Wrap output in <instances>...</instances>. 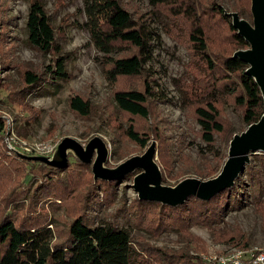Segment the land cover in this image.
<instances>
[{
    "label": "trees",
    "instance_id": "obj_1",
    "mask_svg": "<svg viewBox=\"0 0 264 264\" xmlns=\"http://www.w3.org/2000/svg\"><path fill=\"white\" fill-rule=\"evenodd\" d=\"M233 1L229 10L220 0H148L151 9L135 17L121 0H84L87 17L84 27L105 55L106 76L115 86L114 101L129 123L124 130L128 140L145 148L154 136L151 128L140 129L138 122L148 121L152 103L160 98L159 91L155 90L156 77L147 67L160 38L153 26L160 13L171 20V34L184 36L190 45L188 66L194 79L182 83L181 88L186 103L193 107L201 127L199 137L206 146L215 151L217 135L224 132L220 107L223 102L232 100L240 107L248 126L260 119L264 111L262 92L255 79L246 73L247 64L233 57L234 46L247 48L249 44L226 14L234 11L244 17L247 13L252 18L251 0ZM10 22L11 19H0V25L4 26V30L0 29L3 51L7 48L4 36ZM26 27L31 45L53 56L43 73L19 67L24 80L21 89L0 83L8 91V102L20 105H24L23 93H31L44 83L60 86L71 76L67 56L61 53L52 19L41 0H30ZM125 48L130 53L113 55ZM3 67H11V63L5 61ZM131 80L134 85H127ZM69 103L79 115H90L91 102L82 94L73 95ZM6 133L7 126L0 117V264H203L198 255L135 241L129 230L118 224H91L88 209L97 201L96 190L101 187L103 200L110 202L117 183L94 182L88 166L77 160L70 161L63 169L52 170L42 162L9 154ZM258 154L260 166H250L248 170L251 180L262 184L264 153ZM194 168L197 176L206 180L216 177L222 169L217 171L209 165L202 172ZM34 180L39 181L37 200L28 197ZM237 181L209 200L191 196L183 204L172 206L138 198L133 207L140 218H150L157 232L178 229L192 245L195 238L190 228L221 222L231 202L230 196L237 193ZM25 198H29L28 203L19 208L18 204ZM41 201L64 206L69 219L55 224L49 210L38 205ZM257 208L264 227V199L258 202ZM215 235L243 248L250 247L249 237L240 227Z\"/></svg>",
    "mask_w": 264,
    "mask_h": 264
},
{
    "label": "rangeland",
    "instance_id": "obj_2",
    "mask_svg": "<svg viewBox=\"0 0 264 264\" xmlns=\"http://www.w3.org/2000/svg\"><path fill=\"white\" fill-rule=\"evenodd\" d=\"M41 1L52 19L61 53L67 56V70L71 76L67 81L61 82L60 86L44 83L31 93H23L24 105L8 102V91L3 86L0 87V117L7 126L5 143L9 154L28 159L18 155L16 150H19L25 155L41 154L51 158L65 138H72L86 147L92 139L99 137L107 147L108 157L104 166L108 169H116L131 157L142 155L155 141V161L165 177L163 184L166 186H175L189 177L206 180V177L197 176L194 167L202 172H206L209 165H213L217 171L223 167L222 163L228 158L232 138L245 131L248 125L244 121L241 108L232 100H227L220 105L225 129L217 135L215 151L209 149L199 137L201 127L197 123L193 107L186 103V95L181 88L182 83L194 79L188 66L191 60L190 45L184 36L180 38L177 37L179 34H171V20L166 15L160 13L153 23L160 38L156 40L153 59L147 65L156 77L155 90L159 91L160 98L152 103V113L148 121L138 122L140 129L151 128L154 136L148 147L140 148L124 135L129 123L114 101L115 86L106 76L105 55L84 27L87 18L84 0ZM121 1L135 17L151 9L148 0ZM220 1L229 10L234 5L233 0ZM29 7L30 0H0V19L12 20L6 27L4 36L7 48L4 51L0 48V83L17 90L24 86L21 68L43 73L53 56L33 47L29 42L26 27ZM244 18L253 21L247 13H244ZM1 27L3 29L4 26L0 25V29ZM212 43H215V39H212ZM240 49L234 46V53ZM128 53L130 51L125 48L124 51H115L113 55ZM5 61H9L11 67L4 68ZM130 82L127 85H134L132 80ZM77 93L91 102V113L88 117L79 115L70 107L69 100ZM26 147L29 150H25ZM98 150L99 148L94 153L93 162L98 156ZM223 156L226 157L222 158ZM75 160L87 165L94 178L93 163H84L70 152L68 165ZM250 166H260L258 153L251 155L250 162L239 176L237 193L230 196L231 202L223 212L222 221L210 226L198 224L190 228L195 238L192 245L178 229L167 228L157 232L152 227L150 218L142 219L138 216L133 204L139 197L133 184L140 170L116 180L99 179L116 182L117 188L110 202L103 200L101 187L96 190L94 199L97 201L88 209L89 221L93 225L118 224L129 230L135 241H146L163 249L198 255L203 264L207 255L225 253L232 248L241 247L225 239L220 240L215 235L217 232L223 234L232 230L235 226L247 233L250 247H263L264 227L257 204L264 199V183L251 180L248 170ZM97 181L94 179V182ZM38 185V180L31 182L28 197L38 199ZM28 201L29 198L23 199L18 207ZM38 205L49 210L55 224H62L69 219L66 208L60 204L41 201Z\"/></svg>",
    "mask_w": 264,
    "mask_h": 264
},
{
    "label": "water",
    "instance_id": "obj_3",
    "mask_svg": "<svg viewBox=\"0 0 264 264\" xmlns=\"http://www.w3.org/2000/svg\"><path fill=\"white\" fill-rule=\"evenodd\" d=\"M226 14L231 17L238 34L249 44L247 48L236 51L233 57L247 64L246 73L255 79L264 99V0H251L252 22L241 17L238 12H226ZM97 148H99L98 156L93 162ZM70 152L84 163H93L95 181L116 180L140 170L135 176L133 187L141 200L172 206L183 204L191 196L209 200L235 184L250 162L252 154L264 153V111L257 122L250 124L245 131L234 135L230 142L228 158L220 173L208 180L189 177L175 186L164 185L163 174L155 161V141L142 155L131 157L116 169H108L104 166L108 151L99 137L92 139L86 147L72 138H65L51 158L41 154L25 155L16 150V153L22 157L38 160L55 169L68 166Z\"/></svg>",
    "mask_w": 264,
    "mask_h": 264
},
{
    "label": "built area",
    "instance_id": "obj_4",
    "mask_svg": "<svg viewBox=\"0 0 264 264\" xmlns=\"http://www.w3.org/2000/svg\"><path fill=\"white\" fill-rule=\"evenodd\" d=\"M204 264H264V246L236 247L225 253H213L204 257Z\"/></svg>",
    "mask_w": 264,
    "mask_h": 264
}]
</instances>
